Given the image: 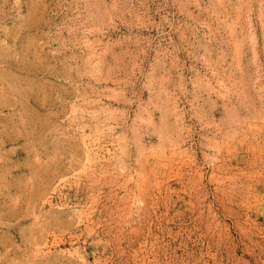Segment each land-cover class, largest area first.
I'll use <instances>...</instances> for the list:
<instances>
[{
	"label": "rangeland",
	"instance_id": "obj_1",
	"mask_svg": "<svg viewBox=\"0 0 264 264\" xmlns=\"http://www.w3.org/2000/svg\"><path fill=\"white\" fill-rule=\"evenodd\" d=\"M0 264H264V0H0Z\"/></svg>",
	"mask_w": 264,
	"mask_h": 264
}]
</instances>
